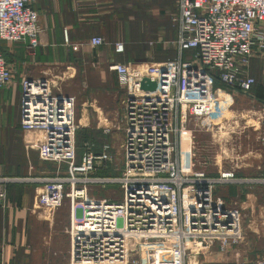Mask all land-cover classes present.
Listing matches in <instances>:
<instances>
[{
  "label": "built area",
  "instance_id": "obj_1",
  "mask_svg": "<svg viewBox=\"0 0 264 264\" xmlns=\"http://www.w3.org/2000/svg\"><path fill=\"white\" fill-rule=\"evenodd\" d=\"M34 1L0 0V45L23 42L29 55L36 52L41 28ZM173 21L174 58L109 65L126 94L125 169L118 177L91 175L112 160L107 144L100 153L88 145L78 162L75 97L54 94L51 79L20 81L21 128L40 133L31 144L42 160L68 166L43 179L38 202L54 210L68 199L69 264H205L202 255L231 252L235 264L245 263L243 213L215 197L219 185L238 180L236 171L213 176L194 167L197 129L189 123L213 130L234 105L233 92L251 95L250 66L264 60V0H177ZM106 42L98 35L89 40L95 47ZM115 49L123 52L124 43ZM145 78L157 83L154 90L142 88ZM14 79L0 50V87ZM262 116L264 110V122ZM106 183L120 184L122 202L91 195L92 185ZM6 202L0 190V206ZM253 264H264V255Z\"/></svg>",
  "mask_w": 264,
  "mask_h": 264
},
{
  "label": "crops",
  "instance_id": "obj_2",
  "mask_svg": "<svg viewBox=\"0 0 264 264\" xmlns=\"http://www.w3.org/2000/svg\"><path fill=\"white\" fill-rule=\"evenodd\" d=\"M33 7L39 14L41 28L40 45L36 52L29 55L23 42L0 45L3 55L6 52L10 63L15 67V82L0 87V190L6 191L8 204L4 216L0 214V237L5 241L0 262L7 264H39V261H33L30 256L22 263L18 254L15 255L17 250L28 254L26 251L30 248L27 239L31 229H35L39 234V226L45 225V229H48L46 224L51 222L54 234L58 232L60 238L56 242L55 235L51 242L46 239L49 245V260L58 254L56 251L65 250L66 246L62 248L61 245L63 240L66 242L67 235V231L64 232L60 227L64 222L62 209L58 214L55 210L52 215H47L38 202L43 179L56 176L58 171L48 170L49 161L42 160L37 146L31 144L35 136H39L40 141V133H25L21 128V78L68 80L63 93L75 97L76 102L82 103L83 109L90 113L85 126L98 128L103 133L104 141L92 137L86 139L84 144L91 146L97 153L107 144L113 157L112 150L115 146L112 147V143L106 138L121 137L122 131L117 130L118 123L115 124L111 118L116 109V88H121L117 73L110 70L109 65L134 59L131 54L127 56V47L142 48L151 40L161 39L168 41L166 48H170L169 44L177 37V27L174 21L172 22L177 11V0H35ZM97 35L103 36L107 42L96 47L90 45L89 40ZM116 42L124 43L123 52L116 51ZM155 46L164 48L160 44L152 45ZM150 52L145 51L144 57ZM134 55L137 56L138 53L134 52ZM173 55L174 58L175 49ZM191 55V52L186 53L187 57ZM256 60H253L250 66L251 74L254 66H260ZM77 81H85L91 90L95 88V91L90 93H97L96 98H91L86 93L87 99L80 100L79 88L74 87ZM98 82H102L99 88ZM254 86L249 97L254 96ZM239 96H234L235 103L230 109L232 112L227 116L224 114L215 129L205 131L211 133V145L218 151V158L214 162L218 170L216 174L211 175L217 176L223 170L236 171L238 180L221 184L219 187L229 185L234 192L240 188L238 191L242 193L244 201L252 198L259 200L264 196L259 194L264 193V122L259 120L258 123L255 114L245 117L244 113H241V107L252 105L247 101L242 104ZM123 140L122 135L120 149ZM86 145L78 155L79 163L87 149ZM67 168L66 165L65 171ZM105 170L98 169L91 175L101 176L100 173ZM118 176L120 175L114 177ZM14 207L18 210H14ZM0 208L5 209L4 206ZM5 219L7 221L3 222ZM2 223L6 224L3 226ZM9 237L13 240L19 238L21 242L13 245L9 242ZM247 251L248 249H241V259L244 264H253L255 260L250 258V254H246ZM226 257L227 261L235 264L233 252ZM54 261L47 260L45 264L64 263Z\"/></svg>",
  "mask_w": 264,
  "mask_h": 264
},
{
  "label": "rangeland",
  "instance_id": "obj_3",
  "mask_svg": "<svg viewBox=\"0 0 264 264\" xmlns=\"http://www.w3.org/2000/svg\"><path fill=\"white\" fill-rule=\"evenodd\" d=\"M173 22V20H172ZM14 42H2L1 44L7 45L11 44ZM149 45V44H148ZM172 43L169 44L170 48H163L162 46L159 47H150V53L146 54V60H154L153 58L156 56V54L161 55V59H165L168 57L174 56V49ZM5 59L10 63L9 57L7 53H4ZM186 59H190L191 57H187L185 55ZM255 60V59H254ZM260 66L257 68H253V75L256 77V84L254 86V92H253V97L248 96L243 93H238L233 92V95L237 97L240 95L239 101L242 102V104L247 101L250 105L252 106H246L248 109H244L245 107H241L243 111L241 113H244L245 117H251V115L255 114L254 117L257 119L258 123L261 117V110L263 112L264 110V60H256ZM12 65V63H10ZM13 69L15 68L14 65H12ZM23 78V77H22ZM21 78V79H22ZM15 80V79H14ZM21 81V80H20ZM92 81H90L91 83ZM69 83L68 80H54L52 81V89L54 94H60L61 92L66 89L67 84ZM100 84L102 82H98V88L101 87ZM88 83L85 81H77V85L74 86L76 88H79L80 91V100L82 99H87L88 94L90 95L91 98H96V94H91L90 92L95 91V88L91 90L90 87H88ZM99 90V89H98ZM97 92V91H96ZM116 104L114 109V113L112 112V117L113 122L116 124L118 123L119 128L117 130L122 131L120 133V136L118 139L108 136L106 139L108 142L112 143L113 148V157L112 160L108 162V169L106 168L105 171H102L100 175L102 177H114L117 175H121L122 171L125 169V150L123 147L120 149V141L125 136V129H126V116H125V106L123 100L126 98L125 92L122 91V89L116 88ZM86 93H88L86 95ZM235 107V106H234ZM233 107V108H234ZM76 122L77 125L79 124L80 127L77 129V151L78 155L81 152V148L84 147L86 144H84V141L88 138L95 137L96 139H99L98 141H104L103 133L100 131L98 128H92L89 126H85L87 124V116L90 114L88 111H85L83 109V105L78 104L76 102ZM232 111H228L225 113V116L228 115ZM92 115V113H91ZM264 119V116H262ZM220 118H217L216 121H219ZM190 126L193 128L197 129L195 130V137H194V149H193V165L196 169H202L207 171L209 174H216L218 167L214 165V162L218 158L217 154L218 151L214 146L211 145L212 141V135L210 132H205L204 130L198 129L196 126V122L192 120L190 123ZM124 141V140H123ZM87 146V145H86ZM226 161V160H225ZM225 161H222L225 163ZM222 163V164H223ZM48 170L52 172H57L60 170V172H64L66 170V164H58L57 162H48ZM222 170V168H221ZM237 187V186H236ZM91 195L96 196V197H105L108 198L112 201L115 202H122L124 199V191L121 188L119 183H106V184H101L94 186L92 185L90 187ZM68 188H66L67 190ZM240 189V188H239ZM238 189V190H239ZM238 190H235V192L232 190V186L229 185H222L218 186L215 190V197L218 199L220 203H222L226 207H231L235 206L241 209L243 213V234L242 236L244 237V240L241 242L239 245L240 249H248L246 254H250V258H254L256 260L257 258L261 257L264 255V196L260 198L259 200H254L253 198L244 201V198L242 196V193H239ZM238 191V192H237ZM259 194H263V192H260ZM261 196V195H260ZM244 201V202H243ZM39 208V206H38ZM47 215H52L55 210L60 211L62 209V214H63V223H61L60 227L61 229L66 232V242H62L61 247L65 248L64 251L60 250L59 252L56 251L58 254L54 255L51 260H49V253H48V248L49 245L46 242V239H49V241H52V237L54 236L55 242L60 238L58 237V232L54 234V232L51 229V222H48L49 224H46L48 229H45V225H40L39 226V234L35 229H31V234L29 235V238L27 239L28 245H29V250L26 251L28 254H24L23 250H17L18 253V258L19 260L21 259L22 263L26 260V258L29 259V256L36 261H39V264H45V262L48 260L50 262H53V260L64 262L63 264H69L70 260V239H69V206H68V200L66 199L63 206L58 208V209H47L45 207H41ZM66 209V210H64ZM8 210V204L5 207V209L0 208V214L3 217L4 216V211ZM14 210H18L17 207H14ZM8 213V212H7ZM8 215V214H7ZM7 220L5 219L6 222ZM3 224V223H2ZM6 224V223H4ZM3 224V226H4ZM58 225V224H57ZM2 226V225H1ZM0 226V229H1ZM58 229V228H57ZM58 231V230H57ZM52 235V236H51ZM9 242H12L14 245L17 242H21L19 238L13 240L11 237H9ZM20 240V241H19ZM4 240L1 239L0 237V256L2 253L3 249V244ZM64 244V245H63ZM66 244V245H65ZM28 255V256H27ZM220 255L219 254H205L201 256V260L205 264H224L219 260ZM249 258V257H248ZM49 263V262H48ZM226 264V263H225Z\"/></svg>",
  "mask_w": 264,
  "mask_h": 264
},
{
  "label": "trees",
  "instance_id": "obj_4",
  "mask_svg": "<svg viewBox=\"0 0 264 264\" xmlns=\"http://www.w3.org/2000/svg\"><path fill=\"white\" fill-rule=\"evenodd\" d=\"M145 51H150V47H149V45H148V43L147 44H145V47H135V48H133V49H128V47H127V49H126V54H127V56L129 57L130 56V54H131V56L134 58V59H129L128 61H131V60H133V61H142V60H146V58L144 57V53H145ZM134 52L136 53H138V55L136 56V55H134ZM162 57H161V55L160 54H156V56L153 58L155 61H160V60H166V59H172L173 58V56L172 57H168V58H165V59H161ZM257 82V81H256ZM226 255L227 254H222L220 257H219V260L221 261V262H223L224 264L226 263V264H231L229 261H227V257H226Z\"/></svg>",
  "mask_w": 264,
  "mask_h": 264
},
{
  "label": "water",
  "instance_id": "obj_5",
  "mask_svg": "<svg viewBox=\"0 0 264 264\" xmlns=\"http://www.w3.org/2000/svg\"><path fill=\"white\" fill-rule=\"evenodd\" d=\"M157 86V83L155 81H152L148 78H145L143 81H142V88L144 89H150V90H154Z\"/></svg>",
  "mask_w": 264,
  "mask_h": 264
}]
</instances>
